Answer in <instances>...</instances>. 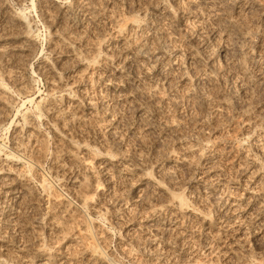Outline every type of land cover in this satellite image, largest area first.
<instances>
[{
	"label": "rangeland",
	"instance_id": "1",
	"mask_svg": "<svg viewBox=\"0 0 264 264\" xmlns=\"http://www.w3.org/2000/svg\"><path fill=\"white\" fill-rule=\"evenodd\" d=\"M0 264H264V0H0Z\"/></svg>",
	"mask_w": 264,
	"mask_h": 264
},
{
	"label": "bare ground",
	"instance_id": "2",
	"mask_svg": "<svg viewBox=\"0 0 264 264\" xmlns=\"http://www.w3.org/2000/svg\"><path fill=\"white\" fill-rule=\"evenodd\" d=\"M129 23L131 24V22H129ZM127 25H128V24H127ZM128 26H129V25H128ZM128 26H127V27H128ZM132 26H133V25H132ZM125 28H126V27H125ZM130 28H131V27H130ZM130 28L128 29L129 31L131 30ZM133 28H134V26H133ZM123 30H124V29H123ZM129 31H127V33H128ZM117 32H118V31H117ZM125 33H126V32H124L123 35H125ZM13 164H14V163H13ZM5 170H6V169H5ZM9 171H10V170H9ZM3 172H4V171H3ZM10 172H11V171H10ZM4 173H5V172H4ZM6 173H7V172H6ZM8 174H10V173H8ZM6 176H7V175H6Z\"/></svg>",
	"mask_w": 264,
	"mask_h": 264
}]
</instances>
